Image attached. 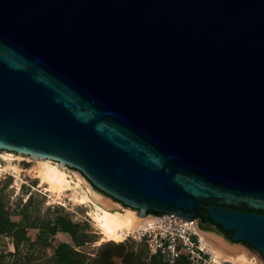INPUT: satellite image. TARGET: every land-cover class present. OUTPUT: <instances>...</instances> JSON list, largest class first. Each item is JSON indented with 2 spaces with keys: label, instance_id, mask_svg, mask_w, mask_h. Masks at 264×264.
Here are the masks:
<instances>
[{
  "label": "water",
  "instance_id": "95a60500",
  "mask_svg": "<svg viewBox=\"0 0 264 264\" xmlns=\"http://www.w3.org/2000/svg\"><path fill=\"white\" fill-rule=\"evenodd\" d=\"M0 151L264 258V0H0Z\"/></svg>",
  "mask_w": 264,
  "mask_h": 264
},
{
  "label": "rangeland",
  "instance_id": "374dc122",
  "mask_svg": "<svg viewBox=\"0 0 264 264\" xmlns=\"http://www.w3.org/2000/svg\"><path fill=\"white\" fill-rule=\"evenodd\" d=\"M5 156L0 158V205L3 206L2 217L9 224H16L19 221V212L23 205L27 202L30 195L32 194L35 198V202H39L40 215L43 219L42 228L50 221L53 211L57 207H62L68 212L76 221L85 220V217L77 219L74 215V210H78L84 207L80 201H78L75 195L71 196L72 200L69 201L66 192L60 199L52 197L51 194L44 190L43 186H40V179L37 177L36 169L37 163L26 158L20 159L14 152L3 151ZM68 169V173L71 178L77 179L76 174H81L75 169ZM82 175V174H81ZM9 182L8 184H6ZM78 192L85 194L88 188L85 184H81L77 187ZM77 195V193H76ZM116 201V200H115ZM91 205H96L91 200ZM117 208L120 211L127 209L123 204L116 201ZM93 208L95 206H92ZM89 220L91 228L98 232V242L92 246H88L86 249L90 252H95L97 246L101 243L107 242L103 238L99 227ZM223 235V234H222ZM41 234L38 229L28 230V239L20 247V251L16 254H10L15 251L13 246V238L5 235H0V264H51L50 258L53 254V250L40 248ZM224 240L234 243L229 238L223 235ZM68 237L64 234H58L52 238L53 245L60 243ZM121 247H125L130 243V240L124 239L122 242H116ZM247 250L251 258H253L256 264H264L263 256L254 248L249 247L244 242H235ZM116 264H124L121 258H115ZM225 264H232L227 261H223Z\"/></svg>",
  "mask_w": 264,
  "mask_h": 264
},
{
  "label": "trees",
  "instance_id": "16d2710c",
  "mask_svg": "<svg viewBox=\"0 0 264 264\" xmlns=\"http://www.w3.org/2000/svg\"><path fill=\"white\" fill-rule=\"evenodd\" d=\"M124 207L129 208L126 205ZM2 212L3 206L0 205V235L13 238L15 251L10 254L20 251L21 245L28 239L29 229H38L41 234L40 248L53 250L51 264H116L115 258H121L124 264H164L165 255L162 253L150 256L146 240L130 241L125 247L107 241L95 247V252L88 251V246L98 242V232L91 228L88 219L76 221L62 207L54 209L50 221L42 228L44 221L40 215L39 202H35L32 194L19 212L20 219L16 224L7 223ZM198 216L208 221L204 211ZM58 234L68 238L53 245L52 238Z\"/></svg>",
  "mask_w": 264,
  "mask_h": 264
},
{
  "label": "bare ground",
  "instance_id": "6f19581e",
  "mask_svg": "<svg viewBox=\"0 0 264 264\" xmlns=\"http://www.w3.org/2000/svg\"><path fill=\"white\" fill-rule=\"evenodd\" d=\"M2 152L0 151V158L5 156ZM18 158H26L37 163L36 173L40 179V186H43L44 190L49 192L52 197L60 199L64 192L71 187L68 169L60 166L57 162H53L50 159H31L29 156L22 155H19ZM76 176V186H80L83 183L87 186L88 191L75 198L81 203L90 200L97 203L93 218L105 241L122 242L138 226L146 227L153 224L151 218L141 219L137 212L130 208L125 209L123 212L107 209V206L110 205L109 198L95 189L83 175L78 173ZM196 226L203 244L208 247L215 261H227L232 264H256L247 250L238 244L224 240L223 235L215 228L206 227L199 222H196Z\"/></svg>",
  "mask_w": 264,
  "mask_h": 264
},
{
  "label": "built area",
  "instance_id": "2783aa9c",
  "mask_svg": "<svg viewBox=\"0 0 264 264\" xmlns=\"http://www.w3.org/2000/svg\"><path fill=\"white\" fill-rule=\"evenodd\" d=\"M145 218H151L153 224L138 226L125 239L146 240L150 256L162 253L165 255L164 264H225L215 261L208 247L203 244L197 231V220L157 213H149Z\"/></svg>",
  "mask_w": 264,
  "mask_h": 264
},
{
  "label": "crops",
  "instance_id": "0c3cea01",
  "mask_svg": "<svg viewBox=\"0 0 264 264\" xmlns=\"http://www.w3.org/2000/svg\"><path fill=\"white\" fill-rule=\"evenodd\" d=\"M69 179L71 180V184L72 185L65 192L67 193L66 196H68L69 201H71L72 200L71 199L72 198L71 197L72 195L73 196L75 195V196H79L80 197L82 195V193L78 192V190H77V187L78 186H76V183H75L76 180L74 178H71V177H69ZM76 193H77V195H76ZM107 198H109V200H110L109 201L110 205L107 206V209H109L111 211H120V210L116 209L117 208V205H118L116 203V201L114 199H112L111 197H108L107 196ZM89 202H91V200L90 201H87L85 203H81V204H83L84 207L79 208L77 211L74 210V209H72V211L74 212V215H75V217L77 219H79L80 217L90 218L95 223L94 218H93V213H94V209L96 208V205H91L92 203H89ZM92 206H95V207L93 208ZM123 211H121V212H123Z\"/></svg>",
  "mask_w": 264,
  "mask_h": 264
},
{
  "label": "flooded vegetation",
  "instance_id": "af4514ba",
  "mask_svg": "<svg viewBox=\"0 0 264 264\" xmlns=\"http://www.w3.org/2000/svg\"><path fill=\"white\" fill-rule=\"evenodd\" d=\"M200 212H202V211H200ZM199 212V213H200ZM205 212V211H204ZM199 213L196 215V217H195V220H202L203 222H204V224L206 225H208L209 224V222L208 221H204L203 219H202V217H200V216H198L199 215ZM220 229V228H219ZM220 231L227 237V238H229V239H231L230 238V235L228 234V232H223L221 229H220ZM246 245H248L247 243H245ZM249 247H251V248H253L252 246H250V245H248ZM255 249V248H254Z\"/></svg>",
  "mask_w": 264,
  "mask_h": 264
}]
</instances>
